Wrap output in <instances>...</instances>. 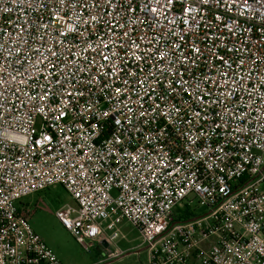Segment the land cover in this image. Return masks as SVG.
Here are the masks:
<instances>
[{
  "label": "built area",
  "instance_id": "built-area-1",
  "mask_svg": "<svg viewBox=\"0 0 264 264\" xmlns=\"http://www.w3.org/2000/svg\"><path fill=\"white\" fill-rule=\"evenodd\" d=\"M57 184L87 250L264 264V0H0V264H62L22 203Z\"/></svg>",
  "mask_w": 264,
  "mask_h": 264
},
{
  "label": "rangeland",
  "instance_id": "rangeland-1",
  "mask_svg": "<svg viewBox=\"0 0 264 264\" xmlns=\"http://www.w3.org/2000/svg\"><path fill=\"white\" fill-rule=\"evenodd\" d=\"M22 203L32 209L29 216L32 227L54 249L62 264H94L98 261L101 262L98 264H149L141 233L127 221L119 225L120 236L117 241L123 253L117 258L111 257L101 248L87 250L78 243L56 216V211L64 204H75L73 196L61 184L31 193L23 197ZM195 206L199 213L206 210V207L198 206L196 202L192 208Z\"/></svg>",
  "mask_w": 264,
  "mask_h": 264
},
{
  "label": "trees",
  "instance_id": "trees-1",
  "mask_svg": "<svg viewBox=\"0 0 264 264\" xmlns=\"http://www.w3.org/2000/svg\"><path fill=\"white\" fill-rule=\"evenodd\" d=\"M178 210L182 211V208H179ZM198 213L194 210L185 209L183 210V214L179 213V217H181L184 220L190 219L191 217L197 216Z\"/></svg>",
  "mask_w": 264,
  "mask_h": 264
},
{
  "label": "water",
  "instance_id": "water-1",
  "mask_svg": "<svg viewBox=\"0 0 264 264\" xmlns=\"http://www.w3.org/2000/svg\"><path fill=\"white\" fill-rule=\"evenodd\" d=\"M204 215V214H203ZM202 215H200V216H196V217H194V218H192V219H189V220H194V219H196V218H199V217H201ZM189 220H187V221H189ZM145 249H147V247H145ZM135 252H139V251H135ZM130 253H132V252H128V254H130Z\"/></svg>",
  "mask_w": 264,
  "mask_h": 264
},
{
  "label": "crops",
  "instance_id": "crops-1",
  "mask_svg": "<svg viewBox=\"0 0 264 264\" xmlns=\"http://www.w3.org/2000/svg\"><path fill=\"white\" fill-rule=\"evenodd\" d=\"M116 258H117V257H116ZM98 263H101V262L98 261V262H95L94 264H98Z\"/></svg>",
  "mask_w": 264,
  "mask_h": 264
}]
</instances>
